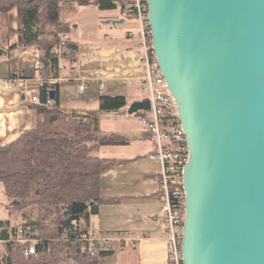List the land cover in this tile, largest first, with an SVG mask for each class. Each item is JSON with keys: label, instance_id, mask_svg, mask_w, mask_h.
<instances>
[{"label": "water", "instance_id": "95a60500", "mask_svg": "<svg viewBox=\"0 0 264 264\" xmlns=\"http://www.w3.org/2000/svg\"><path fill=\"white\" fill-rule=\"evenodd\" d=\"M147 13L188 145L183 264H264V0H147Z\"/></svg>", "mask_w": 264, "mask_h": 264}, {"label": "trees", "instance_id": "16d2710c", "mask_svg": "<svg viewBox=\"0 0 264 264\" xmlns=\"http://www.w3.org/2000/svg\"><path fill=\"white\" fill-rule=\"evenodd\" d=\"M131 0H0V15L12 9L17 14L16 46L35 45L40 50L37 77L44 82L39 102L31 105L32 127L10 143L0 146V183L11 217L0 219L3 264H66L73 256L78 264H99L110 251L95 254L83 250L90 229L89 216L105 199L100 196V174L119 164L100 155L101 148L125 144L123 136L100 131V115L94 111H69L60 106L56 90L60 61L74 67L78 42L71 37L75 21L61 13L77 6L101 10L124 8ZM72 67H70L72 69ZM100 111H115L126 105L124 96H100ZM13 214L16 222L13 221ZM36 251L24 255L28 242ZM83 257V258H82Z\"/></svg>", "mask_w": 264, "mask_h": 264}, {"label": "crops", "instance_id": "0c3cea01", "mask_svg": "<svg viewBox=\"0 0 264 264\" xmlns=\"http://www.w3.org/2000/svg\"><path fill=\"white\" fill-rule=\"evenodd\" d=\"M109 10L104 13L107 10L93 5L71 10L77 63L72 67L61 60V75L51 81L59 83L55 93L63 109L99 112L101 133L120 135L127 141L108 146L100 154L120 162L101 172L100 196L105 202L89 216V228L110 246V254L99 264H170L159 198L160 163L149 158L154 139L139 128L137 115L127 113L132 102L144 99L145 71L133 51L138 28L120 7ZM110 20L121 22L113 25ZM17 41V14L12 9L6 16L0 15V146L32 127L30 106L37 103L31 98L39 99L44 82L37 77L39 48L16 46ZM102 95L124 96L126 105L100 111ZM3 251L0 241V264Z\"/></svg>", "mask_w": 264, "mask_h": 264}, {"label": "built area", "instance_id": "2783aa9c", "mask_svg": "<svg viewBox=\"0 0 264 264\" xmlns=\"http://www.w3.org/2000/svg\"><path fill=\"white\" fill-rule=\"evenodd\" d=\"M123 13L134 18L138 32L137 44L134 47L136 60L143 66L144 86L148 92L149 108L137 112L139 128L154 139V151L149 158L160 163L158 173L159 198L164 236L170 264H183L182 238L186 215V192L183 186L184 167L188 161V145L186 134L178 116L177 102L158 67L152 46V32L148 20L147 0H131ZM131 36V33H127ZM80 89L84 85L79 86ZM31 101L38 103L37 96ZM20 235V230L18 231ZM25 243L20 236L15 239ZM83 250L95 254L98 250L110 251L105 239L88 230ZM36 251V241L28 240L24 247V255ZM83 258V257H82ZM66 264H78L77 259L70 256Z\"/></svg>", "mask_w": 264, "mask_h": 264}, {"label": "rangeland", "instance_id": "374dc122", "mask_svg": "<svg viewBox=\"0 0 264 264\" xmlns=\"http://www.w3.org/2000/svg\"><path fill=\"white\" fill-rule=\"evenodd\" d=\"M112 10H107V11H104V13H108V12H111ZM74 18V13L71 11V10H68L66 9L65 11H63L61 13V19H64V20H72ZM142 96L143 98H147L148 97V92L147 91H144L142 92ZM128 113V112H127ZM129 114V113H128ZM130 115H134L136 117L137 115V112L134 113V114H130ZM149 137H151L149 135ZM152 138V137H151ZM153 140V139H152ZM108 147V146H106ZM106 147H103L101 148V152L100 154H102L103 152V149L106 148ZM109 149H106V151H108ZM108 154V152L106 153ZM105 154V155H106ZM7 198L5 197V195L3 194V188H2V184L0 183V219H3V218H8V217H11V215H9V212L8 210L6 209L5 207V203L7 202ZM12 219L14 222H16V217L15 215L13 214L12 216Z\"/></svg>", "mask_w": 264, "mask_h": 264}, {"label": "bare ground", "instance_id": "6f19581e", "mask_svg": "<svg viewBox=\"0 0 264 264\" xmlns=\"http://www.w3.org/2000/svg\"><path fill=\"white\" fill-rule=\"evenodd\" d=\"M40 67V64H39V61L37 60V69ZM49 100H51L50 98H49ZM26 242H28V241H26Z\"/></svg>", "mask_w": 264, "mask_h": 264}]
</instances>
